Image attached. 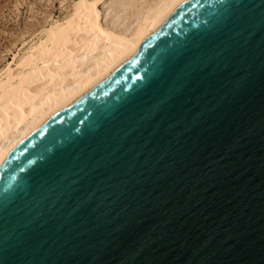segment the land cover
I'll return each instance as SVG.
<instances>
[{
	"label": "water",
	"instance_id": "obj_1",
	"mask_svg": "<svg viewBox=\"0 0 264 264\" xmlns=\"http://www.w3.org/2000/svg\"><path fill=\"white\" fill-rule=\"evenodd\" d=\"M0 264H264V0H187L0 167Z\"/></svg>",
	"mask_w": 264,
	"mask_h": 264
},
{
	"label": "bare ground",
	"instance_id": "obj_2",
	"mask_svg": "<svg viewBox=\"0 0 264 264\" xmlns=\"http://www.w3.org/2000/svg\"><path fill=\"white\" fill-rule=\"evenodd\" d=\"M185 1L78 0L65 18L45 26L0 71V167L51 117L133 55Z\"/></svg>",
	"mask_w": 264,
	"mask_h": 264
},
{
	"label": "rangeland",
	"instance_id": "obj_3",
	"mask_svg": "<svg viewBox=\"0 0 264 264\" xmlns=\"http://www.w3.org/2000/svg\"><path fill=\"white\" fill-rule=\"evenodd\" d=\"M77 1L0 0V71L11 64L14 55L35 40L45 26L47 29L52 22L65 18Z\"/></svg>",
	"mask_w": 264,
	"mask_h": 264
}]
</instances>
